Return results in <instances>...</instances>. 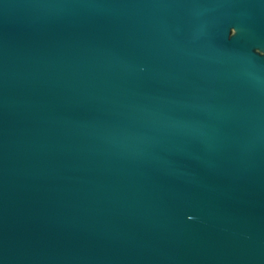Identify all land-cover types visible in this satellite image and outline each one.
I'll return each mask as SVG.
<instances>
[{
  "label": "water",
  "instance_id": "1",
  "mask_svg": "<svg viewBox=\"0 0 264 264\" xmlns=\"http://www.w3.org/2000/svg\"><path fill=\"white\" fill-rule=\"evenodd\" d=\"M0 264H264V0H0Z\"/></svg>",
  "mask_w": 264,
  "mask_h": 264
}]
</instances>
